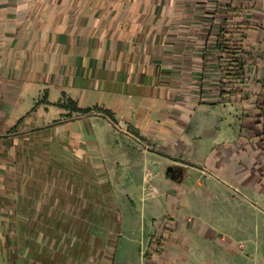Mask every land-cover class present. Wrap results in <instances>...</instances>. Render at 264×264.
Wrapping results in <instances>:
<instances>
[{
	"label": "crops",
	"instance_id": "0c3cea01",
	"mask_svg": "<svg viewBox=\"0 0 264 264\" xmlns=\"http://www.w3.org/2000/svg\"><path fill=\"white\" fill-rule=\"evenodd\" d=\"M31 82L90 110L0 134V264H264V0H0Z\"/></svg>",
	"mask_w": 264,
	"mask_h": 264
},
{
	"label": "rangeland",
	"instance_id": "374dc122",
	"mask_svg": "<svg viewBox=\"0 0 264 264\" xmlns=\"http://www.w3.org/2000/svg\"><path fill=\"white\" fill-rule=\"evenodd\" d=\"M72 100L74 103L71 102ZM76 102L77 98L72 96L70 90L65 86L50 85L47 82H31L26 85L25 91L21 93V96L12 102L9 114L3 119L0 118V134L37 127L50 121L55 122L57 119L70 116L74 112L83 115L84 111L72 108L71 104ZM84 117L89 119L90 124L94 123L92 124L94 128L100 119L98 114H89ZM41 131L48 132V130ZM13 136L11 135L10 137V144ZM15 149L14 151L20 150L18 148ZM62 248L49 253L38 249L36 255L37 264H80L84 259L85 253H82L81 248L75 249L78 247H74L70 250V247L65 245ZM116 264H119V259Z\"/></svg>",
	"mask_w": 264,
	"mask_h": 264
},
{
	"label": "water",
	"instance_id": "95a60500",
	"mask_svg": "<svg viewBox=\"0 0 264 264\" xmlns=\"http://www.w3.org/2000/svg\"><path fill=\"white\" fill-rule=\"evenodd\" d=\"M153 169H154V173L158 169V164L156 162H154ZM176 170H178L179 173H181V168H178L177 166H173V165L168 166L165 171H166V173L170 174V176L172 178H175L177 176V171Z\"/></svg>",
	"mask_w": 264,
	"mask_h": 264
},
{
	"label": "trees",
	"instance_id": "16d2710c",
	"mask_svg": "<svg viewBox=\"0 0 264 264\" xmlns=\"http://www.w3.org/2000/svg\"><path fill=\"white\" fill-rule=\"evenodd\" d=\"M71 102L74 103L73 100H72ZM71 106H72L73 109H76V110H79V111H84V112H86V111H89V110H90V108H81V107H77L75 104H71ZM104 111H105L106 113H110L109 110H107V109H104Z\"/></svg>",
	"mask_w": 264,
	"mask_h": 264
},
{
	"label": "flooded vegetation",
	"instance_id": "af4514ba",
	"mask_svg": "<svg viewBox=\"0 0 264 264\" xmlns=\"http://www.w3.org/2000/svg\"><path fill=\"white\" fill-rule=\"evenodd\" d=\"M177 171V175L179 174V171L178 170H176Z\"/></svg>",
	"mask_w": 264,
	"mask_h": 264
},
{
	"label": "built area",
	"instance_id": "2783aa9c",
	"mask_svg": "<svg viewBox=\"0 0 264 264\" xmlns=\"http://www.w3.org/2000/svg\"><path fill=\"white\" fill-rule=\"evenodd\" d=\"M241 245L243 246V245H244V243L242 242V243H241Z\"/></svg>",
	"mask_w": 264,
	"mask_h": 264
}]
</instances>
